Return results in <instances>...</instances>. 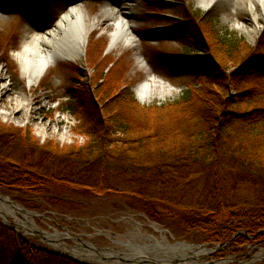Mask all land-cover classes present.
I'll return each instance as SVG.
<instances>
[{"label": "trees", "instance_id": "trees-1", "mask_svg": "<svg viewBox=\"0 0 264 264\" xmlns=\"http://www.w3.org/2000/svg\"><path fill=\"white\" fill-rule=\"evenodd\" d=\"M38 4L41 7L42 2ZM199 15L217 20L214 14L203 12L193 14L194 22L178 19L177 29L184 33L192 53L174 56L182 68L194 69L204 80L201 89H188L177 100L160 106L142 107L129 88L118 92L108 80L91 85L78 79L69 89L71 111L83 121L77 134L88 142L70 149L31 142L22 146L23 151L16 147L5 151L16 159L21 155L16 161L28 174L3 178L9 189L4 192L34 196L57 184L91 198L132 196L146 201L142 212L161 224L164 219L150 203L178 199L175 208L187 229L204 228L215 244L227 243L242 232L232 246L260 245L264 235V109L237 111L243 98L237 103L229 98L230 89L241 82L237 74L241 70L227 76L232 60L226 57L240 44L246 45L245 39L214 30L212 20L209 26L195 24ZM261 57L254 58L256 68L263 71ZM249 59L241 64L243 68ZM173 117L186 124L176 129ZM36 153L39 161L28 162ZM55 164L59 165L56 169ZM58 202L51 204L59 206ZM0 240V264H77L38 248L1 221Z\"/></svg>", "mask_w": 264, "mask_h": 264}, {"label": "rangeland", "instance_id": "rangeland-1", "mask_svg": "<svg viewBox=\"0 0 264 264\" xmlns=\"http://www.w3.org/2000/svg\"><path fill=\"white\" fill-rule=\"evenodd\" d=\"M39 1L43 4L41 7H39ZM39 1L0 0V105H7L11 102L12 107L16 108V98L19 94H23L30 99L28 107L16 108L14 114L17 118L29 117L31 119L24 124H18L11 119L0 118V129L2 130L0 144L4 147L10 146L12 149L16 147V150L23 151L22 146L31 142L50 149H53L54 145L64 149L85 146L88 139L78 135L76 131L83 121L81 122L72 114V101L69 97V89L78 79L86 80L91 85L100 80H108L118 92L129 88L134 92L142 107L160 106L177 100L188 89H201L205 85L204 80L197 77L198 73L194 69L182 68L180 59L174 56L192 53L188 49L189 43L184 33L177 29L176 21L189 18L193 21V14L200 12L214 14L217 20L209 17L204 20L199 15L195 24L200 23L203 27L209 26L212 20L214 30H222L223 35H226L228 31L233 36L245 39L246 45L240 44L236 51H231V55L228 54L226 57V61L232 60L228 61L227 76L231 77L233 72L242 71L237 72L241 81L238 83L239 86H235V89H230L228 92L230 100L234 101L232 103H237V99L240 98L244 100V102L241 100L242 104L237 107V111L264 109V70L256 68L254 58L256 55H262L261 58H264V47L262 50L264 9L255 0H238L236 6L235 2L228 0H213V2L206 0H131V3H126V0ZM70 3L83 5L87 25L96 24V27L87 36L80 52L68 57L60 54L53 56V61L46 71L37 81L29 83L20 63L14 59L13 53L22 50L27 26L42 34L52 30ZM107 3L114 7L117 5V9H123L124 4L132 7L133 13H124V15L128 17L134 32L133 43L122 42L111 46L113 39L109 32L110 22L107 23L102 14L106 13L104 9ZM217 44L215 46L219 48L220 43ZM225 46L228 48L227 44ZM247 59H249V64L243 68L241 64ZM151 75L157 79L153 84L154 95L150 99L143 100L139 95V88L149 81ZM160 81L165 83V87L160 84ZM4 84H8L6 89H3ZM170 86L174 87L171 92L168 91ZM27 109H30V113L25 116ZM48 123L50 129L57 126L60 133L64 129L66 132L67 128L69 130L67 139L62 140L58 134L46 137L39 135V125ZM181 123L182 120L175 117L171 119V124L175 125L176 129ZM185 124L182 123V126ZM27 135L28 138H26ZM39 158L40 154L30 155L28 162L35 164ZM54 167L56 169L59 165L55 164ZM9 177L0 176L2 187L0 195L10 197L29 211L33 210L27 206L40 205V210L35 212L51 220L37 217L34 218V222L45 232L53 233L54 229L64 232L62 227H67L76 234L86 231L79 222L68 221V216L88 220L93 227L111 229L120 234L125 231L138 230L141 235H150L158 240L165 237L171 243L179 241L194 246L216 247L204 228L199 226L187 229L185 227L179 215V209L175 208L178 199L172 198L171 202L161 204L150 203L151 208L154 209L153 212L163 217H160L164 219L161 224L142 212L146 201L132 196L108 194L91 198L75 195L74 192L64 186H57V184H52L53 187L46 188V190L41 189L38 195L34 196L25 195L23 192L10 195L4 192L9 189L2 180ZM42 193L45 195H41ZM52 196L62 199L54 198L53 200ZM54 201H59V206L51 204ZM17 217L21 219L22 216L17 215ZM8 220L11 224L14 223L11 216ZM2 224L8 229L11 228L9 224L6 225L3 222ZM11 229L16 234L30 239L38 248H46L60 256L65 254L62 250H55L49 242L34 233L30 232L32 235H26V231L22 228ZM89 230H87L88 233H92ZM260 238V245L232 246L230 244L220 248L211 253L206 262L210 264H215L213 262H218L216 264H242L243 262H245L243 264H264V258H257L260 250H264V235ZM67 242L72 244L71 241Z\"/></svg>", "mask_w": 264, "mask_h": 264}, {"label": "bare ground", "instance_id": "bare-ground-1", "mask_svg": "<svg viewBox=\"0 0 264 264\" xmlns=\"http://www.w3.org/2000/svg\"><path fill=\"white\" fill-rule=\"evenodd\" d=\"M208 2H213V0H206ZM235 2V6L238 0H228ZM259 5L264 9V0H255ZM131 0H126V3H131ZM123 9L114 8L110 3H107L103 14V19L110 22L108 25L111 27L109 31L111 33L113 42L115 44L126 42L133 43V31L128 17L124 13H133L132 7H128L127 4H124ZM3 16V14H1ZM96 27L95 25L89 26L85 20V11L83 5L80 4H70L69 7L60 17L57 26L54 30H51L48 33H39L37 30L33 29L30 26H27L25 30V36L23 39L22 50L13 53L14 59H16L20 65L23 73L27 76L29 83H34L37 79L46 71L53 61V56L62 55V56H72L76 52H80L82 45L84 44L87 36L91 30ZM156 77L153 75L149 76V81L139 88V95L144 99H150L154 95L153 84L156 83ZM160 84L165 87V83L160 81ZM8 84L3 85V89H6ZM164 89V88H163ZM172 87H169V92L173 91ZM16 108H25L28 107L30 99L23 94H19L16 98ZM15 107H12L10 102L7 105H0V118L5 120H13L18 124H24L25 122L30 121L28 117L17 118L15 117ZM30 113V109L25 110V116ZM65 130V129H64ZM64 130L60 133L59 128L56 126L52 129L49 127V123L46 125H39V135L46 137L47 135H59L62 140L68 137V129L66 132ZM1 214L13 215L14 209L10 205L0 204ZM20 223H22L20 221ZM24 223V222H23ZM59 237L61 232H58ZM60 240V238H59ZM159 245H163L162 242ZM70 251L81 253L77 248L70 249ZM182 255H186L185 252H181ZM206 254H202L204 256ZM176 257L177 254H174ZM190 257L192 254L189 255ZM262 256H258V259H261ZM185 257V256H184ZM171 259L168 260L170 262ZM185 264H190L192 260L185 259L183 261ZM195 264V263H194Z\"/></svg>", "mask_w": 264, "mask_h": 264}, {"label": "water", "instance_id": "water-1", "mask_svg": "<svg viewBox=\"0 0 264 264\" xmlns=\"http://www.w3.org/2000/svg\"><path fill=\"white\" fill-rule=\"evenodd\" d=\"M57 26V25H56ZM54 27V29L56 28ZM53 29V30H54ZM115 45V42L111 44V46ZM6 204L10 205L13 209V215H3L1 214L0 210V219L3 223L6 225L9 224L11 228L19 229L22 228L24 231H26V235H32L31 233L36 234L40 238L45 239L46 242H53L51 246L55 248L56 250H63L66 256L67 254H70L71 256H79L80 262H83L85 264H91L89 263L88 255L86 254H80L73 253V251H70V247L66 246L65 239L61 235L60 240L61 242L57 241L59 240L58 231L55 230L53 234L43 231L41 228H39L35 222L34 218L37 217H45L48 218L42 214H39L34 211H29L22 207L19 203L13 201L10 197L0 195V204ZM17 215H21L22 219H19ZM11 216L14 219V223H10L8 220V217ZM20 221L22 223H20ZM24 222V223H23ZM241 232L237 233L232 240H234ZM55 239V240H54ZM57 239V240H56ZM230 242L224 244V245H217L215 248H208L205 245H189L186 242H176L175 244H167V245H153V246H147L144 245L143 247H139L135 249H127L122 252H114L110 254V252L107 251H101L100 255L98 254V258H92L98 261L100 264H185L183 261L185 259L192 260L190 264H203V263H196L197 261H200V256L202 254H211L215 251H217L220 248L226 247ZM181 252H185L186 255H182ZM99 253V252H94ZM102 253V254H101ZM174 254H177L175 257ZM192 254L190 257L189 255ZM105 255V256H104ZM264 255V250L260 252L261 256ZM185 256V257H184ZM171 259L170 262L168 260ZM215 264L218 262H214ZM210 264V263H205Z\"/></svg>", "mask_w": 264, "mask_h": 264}, {"label": "flooded vegetation", "instance_id": "flooded-vegetation-1", "mask_svg": "<svg viewBox=\"0 0 264 264\" xmlns=\"http://www.w3.org/2000/svg\"><path fill=\"white\" fill-rule=\"evenodd\" d=\"M7 150L11 151L13 149L10 146L4 147L2 144H0V176L13 177V176H21L28 174L27 171L23 170L25 167H23L22 163L20 161H16L22 158L21 155H18L17 156L18 158L16 159L9 154L5 155L4 152ZM67 219L68 221L75 220L79 222L80 224L83 225V228L86 231L89 229H90L89 231H92V233H88V231L87 232L83 231L82 234H76L70 231L67 227H62L64 229V232H61V234H65L62 237L66 240V246H69L71 249L77 248L81 252V253H77L78 255L80 254L88 255V259H89L88 262L91 264H100L98 261L92 258H98L97 255L98 254L100 255L101 251L108 250L110 254H112L114 252H122L130 248L136 250V248L143 247L144 245L159 246V244L161 243H158L157 241L162 242L163 245L175 244L176 242H179V241H174L171 243L165 237H161L158 240L157 238L150 235H141L138 230H136L135 232L125 231V233L120 234L115 231H112L111 229H107V228L100 229L99 226L93 227L88 220H84L82 218L79 219L76 217L67 216ZM57 241L61 242V240H57ZM67 241H71L72 244L71 245L68 244ZM96 251L99 253H94ZM73 253L75 254L76 252ZM208 257L209 256L203 257L202 260L206 261ZM66 259H69L77 264L79 263L85 264L83 262H80L79 256H71L70 254H67V252H66Z\"/></svg>", "mask_w": 264, "mask_h": 264}]
</instances>
